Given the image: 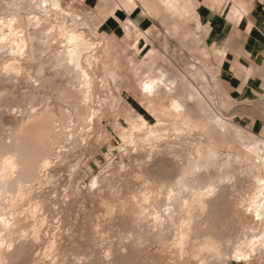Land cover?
<instances>
[{"label":"rangeland","instance_id":"1","mask_svg":"<svg viewBox=\"0 0 264 264\" xmlns=\"http://www.w3.org/2000/svg\"><path fill=\"white\" fill-rule=\"evenodd\" d=\"M139 1L140 3H138ZM148 1L149 2H147V0H135V3L126 4L125 0H59L61 8L64 11H62L61 14L45 10L43 12V10L35 8L31 11L26 8L20 10V13H22L21 15H24L23 18L28 20L31 19L30 28L34 27V17L39 18L47 27L43 29L45 26H41V31L38 30V33H35V38L41 37V39L38 38L39 41L35 39L34 43L35 48L38 49L37 54L41 52V49H46V53H43L44 50L41 52L42 54H38L39 56L35 54L34 61L32 59L28 63H24V60H20L22 65H24L20 76L16 79L11 78V80H5L0 83V112L2 113H0V132H5L4 134H6V131H8L7 129H9V124L11 123L10 116L12 118V116L18 114L20 110L24 111L31 105L34 106V108H39L40 105L42 107L47 104L54 110H57L59 107L60 109L66 107L64 109L69 110V108L65 106L66 103L56 100V90L54 92L53 89L56 88L54 87L55 84H53V86L51 85L52 87L46 86L47 88L39 86L40 88L36 90V94H38L39 97L36 95L37 98L34 100L37 103L32 101L29 105V103L24 102L25 98L22 99L21 96L19 97L22 92L24 94L26 90L30 89L26 74L30 76V81L38 79V77H35L37 74L33 67L36 68L39 62H45L43 64V75L51 76V74H54L55 68L53 66L52 68L49 67L50 64L47 63V60L50 56L48 53H52V50L61 48L62 42H57L61 38L59 33V26H61V23L73 26L75 29L78 28V31H82L86 39H89L93 43H95V41L98 42V48L95 51L97 62H93L95 66L93 64L91 65L93 69L90 68L92 69V75L95 85L97 86L96 95L98 96V101L94 99V102H91L90 105L95 106V108H93L96 111L98 110L97 112L99 115L93 118L96 119L90 122L89 128L88 126L85 128L88 135L85 134L84 139L82 141L80 140L79 144L78 142L73 144V148L71 146L68 150L69 154L68 151L63 155L61 154L64 156L62 159H65L64 161L60 162L59 158H55V155L51 157L52 163L49 168L47 170H41L39 172V178L35 180L38 184L33 182L36 185H32V187L34 186L31 194L32 200L29 202L26 201V204L23 203L21 207H19L20 211L16 209L18 216L22 218L23 229L20 231V234L18 232L14 234L19 235L20 240L30 238L34 239L36 243V246L30 250V253L28 252L29 257L20 259L15 262L16 264H140L141 261L142 263L144 262L143 264H147V262L150 264L153 260L154 262L151 264H174L176 259L168 252L171 246L169 244L172 243L173 238L170 232L164 231L165 238L167 239L164 244H160L157 241L158 244H160L158 245L156 244V240L153 239L144 241V244L138 241L137 234L139 228L142 229V222L137 217L138 214L134 203V201L136 202V198L133 200L132 197L142 185V181L136 179L134 174L138 172V166L136 165L139 164L140 161L143 163L145 159H147V152L145 148L140 150L137 147L136 149L132 144H125L123 142L121 133L119 132L120 122H124L123 119H136L138 114L142 115L147 122L151 124L156 122L159 118H163L166 122H170L169 117L164 116L163 112L171 107V103H173L177 95L180 99L186 101V104H189L187 106L193 110V112H201L199 110L202 104L201 102H210L208 98L210 93L217 91L219 92V100L217 104L211 105L212 112L216 116L223 118L224 121L240 128L241 134H245L246 141H252V139H257V137L264 138V96L254 95L253 97H249L241 95L235 97L233 93L229 92V88L219 79L218 75V68L221 61L224 58H228L236 47L241 48L242 43L245 41L244 35L241 34L243 24L238 26L237 23L233 21L238 19L237 17L240 15V12L244 11V2L242 0H233L234 4L231 5V0H221L222 2L218 5V0H194L192 5L188 4L187 11L181 10V12L179 10H166L158 0ZM255 1L256 0H247V9L249 5L253 4ZM2 2L5 3V0H2ZM180 2H182V0H180ZM45 3L46 2H43L41 4L44 6ZM139 4L142 7L148 4H150V6L152 5L151 10L148 5V17L146 14H139L137 11L140 10L141 7ZM159 7L161 9L164 8L162 9L164 13ZM238 9L242 11L239 12ZM155 10L157 12H155ZM150 12L153 13L150 14ZM70 13H72L71 16L74 14V18L75 15H77L75 19L78 22H82L81 25H79L80 23H77L76 26L72 25L73 22L71 23V21L73 20L70 17ZM93 20L95 23H98L95 24ZM225 21H231L233 25H225ZM84 23L86 25H83ZM56 28L58 29V34L56 33L57 30L54 32ZM93 28L96 29L93 30ZM47 33L50 35L52 34L53 36H51L53 38L49 34L47 35ZM55 33L57 35H55ZM138 33L144 35L147 46L152 49L149 53H146V49L143 51L137 49L136 39ZM43 35L47 38L49 37V39H51L50 42L56 41L57 43L54 44L55 46L52 44L50 46L51 48L46 45H41L43 46L41 47L39 42L44 41L43 39H45V37ZM56 36L59 40L56 39ZM104 39H106L110 45L107 54H104L103 50L100 48V46L102 47L105 43ZM36 41L39 44V48H37ZM7 47H9V45ZM7 47L3 50L7 49ZM247 47L248 45H246V48ZM218 49L224 53L222 58L215 55ZM7 51L8 49L0 56V74L3 72L1 75H8V71H3L5 65L2 64H6V61L11 60L10 56H8L10 55L8 54L9 51ZM95 58L93 60H95ZM45 64L49 65H46L49 69L44 67ZM136 70L142 72L143 80L157 79V85L162 89L159 94L161 96L164 94L163 100L159 98L149 100L140 93L141 87L139 83H137L139 81H136L138 80L137 76H135ZM107 71L114 72L116 76H114V78H109V74L107 76ZM100 72L106 74L100 75ZM200 75L205 79H202ZM31 77H33V79ZM55 77H52V79L54 78L53 83L57 82L56 86L61 85L62 82L64 84L66 83L65 77L60 78L58 76L59 79L57 76ZM63 79L65 81H63ZM111 80H113L112 83L114 85L110 82ZM169 80H175L173 83L175 84L174 87ZM180 81H183L187 88L185 86L182 87ZM223 85L228 89V92ZM48 88L50 89L48 90ZM172 89L175 90L171 91ZM181 90H183L182 95H180ZM190 91L198 93V103H196L198 105L190 102L188 99L190 97ZM111 94L114 99H111ZM199 94H201V96ZM5 96H7L6 99L3 98ZM17 96L19 97V101H17ZM42 101L44 103L43 105ZM33 103L36 105H33ZM147 104L151 105V110H147ZM89 118L90 116L88 119ZM126 128V136L129 139V129L127 126ZM78 130L76 131L78 132ZM171 131H169V133H171ZM132 136L136 138V132H133ZM169 138L171 139L172 137ZM218 138L216 147L219 152L234 154L238 150H241V144L235 140L232 131L228 133L220 131ZM64 144L65 143H60L59 145L62 147L56 145L55 148L57 149L58 147V150H64ZM181 153L182 152L179 154ZM77 161H79L80 165L78 170L73 173V165ZM245 162L243 165H234L236 169H234V171H240L239 169L247 167L249 160ZM47 172L52 176L50 179L45 175ZM94 176L96 177V185L92 184V180L95 179ZM237 178L238 175L236 174L235 179ZM248 180L247 178L237 179V189L235 187L237 195L230 196L227 210L221 217L224 221V225L226 224L225 226L223 225V228L236 231L235 234H239L238 236L243 235L239 232L241 230H243L244 234H249L252 229L264 228V223H254L251 220L250 216L246 214L244 207L237 208L235 205L237 202L236 198L242 194L241 190L247 189L245 191H248V193L252 190V185H250L252 180L250 178ZM244 183L246 185H244ZM240 187L243 188L240 189ZM35 200L41 202V204L38 207V209H40L37 210V214L33 217L30 215L29 208L32 201ZM124 202L127 205L124 204ZM112 203L113 207H110ZM126 207H128L127 211ZM111 208H113V211H111L113 213H107ZM121 208H123V210ZM232 208H234V211ZM106 209L109 210L107 211ZM28 215L30 218H27ZM35 221L40 224L37 235L33 234L31 230ZM130 226H132V228ZM128 227L131 229H127ZM243 227L247 229H243ZM136 228L138 230H135ZM132 229H134L133 231L135 232H133ZM131 242L134 245H131ZM51 243L53 245H50ZM134 246L137 249H135ZM162 247L164 248L160 251ZM230 248L231 247L228 249L230 250ZM122 253L124 254L122 255ZM149 253L152 254L150 255ZM129 254L131 256L133 255V259H136L137 262H135L136 260L132 262L133 259L129 260V257H131ZM154 255L157 260L156 258L154 259ZM141 256L144 257L142 258ZM149 256H153V259L151 260L152 257L149 259ZM138 258L143 260H139ZM183 260L185 262H182ZM180 263L194 264V261L189 257H184L181 259ZM213 264H264V256L261 255L259 258H254L251 262L227 260L223 263L221 261H214Z\"/></svg>","mask_w":264,"mask_h":264},{"label":"bare ground","instance_id":"2","mask_svg":"<svg viewBox=\"0 0 264 264\" xmlns=\"http://www.w3.org/2000/svg\"><path fill=\"white\" fill-rule=\"evenodd\" d=\"M134 1L135 0H125L126 4L135 3ZM158 1L164 8H166V10L187 11L188 4L192 5L194 0H182V2H180V0ZM43 2H46L44 6L41 4ZM147 2L149 1L147 0ZM138 3H140V1ZM148 5L150 6V4ZM148 5L143 7L140 5V10H137L139 14H146L147 16ZM151 7L152 5L149 8L150 10ZM24 8L30 11L35 8L38 10H43V12L45 10L60 14L63 11L59 0H5V3L0 0V56H2V54L8 49V54H10L8 56L11 58V60H9L10 62L6 61V64L2 63L5 65L4 68H6L4 69L2 67L3 71H8V75H1L3 73L2 72L0 74V83L5 80H11V78L16 79L20 76L21 71L24 68V65H22L20 60H24V63H28L32 59L34 61L35 54L40 55V53L44 50L45 51L43 53H46V49L42 50L40 48L41 52L37 54L38 49H36L34 45L35 39H38V36L40 35L39 34L37 36L38 38H35V33H38V30L41 31V26L45 25L39 20V18L34 17V27L30 28L31 19L28 20L23 18L24 15L22 16V13H20V10H24ZM155 12L157 11L155 10ZM152 13L153 12H150V14ZM240 14L242 13L240 12ZM71 15L72 13H70V17L73 20L71 21V23L73 22L72 25L76 26L77 23H80L79 25H81L82 22H78L75 19L77 15H75V18L73 17L74 14L73 16ZM83 25L86 24L84 23ZM46 28L47 27L45 26L43 29ZM95 29L93 28V30ZM55 31L57 33L58 29L56 28L54 32ZM56 33L55 35L58 34ZM59 33L61 38L59 40L56 36V39L59 40L57 42H62V44L58 43L61 44V48L52 50V53H48L50 54L49 58L46 55L48 58L47 63L50 64V66L48 64H45L44 66L45 68L48 66L52 68L53 66L55 68L53 74L54 76L52 74L51 76L43 75V64L45 62H39L36 65V68L33 67V69H35V73L37 74L35 77H38V79L35 80L33 77H31L33 79V81H31L36 83H32L29 78L30 76L26 74L30 89H25L26 91L24 94L22 92V94L18 95L19 97L21 96L22 99L25 98L27 101L24 100V102H27L30 105V102H35L34 100L37 98L36 95L38 96V94H36V90L40 88L39 86H43L42 88H47L48 86L52 87L53 84H55L54 87L56 88L53 89L54 92L56 90V100L58 102L62 101L66 103L65 106H67L69 110H65L64 108L66 107L62 109L59 107L57 110H54L49 107L50 105H43L44 103L42 101V107L40 105L39 108H34V106L31 105L24 111L20 110L21 112L19 111L18 114L14 113L15 115H13L12 118L10 116L11 123L9 124L10 127L7 129L8 131H6V134H4L5 132H0L1 264H16L15 262L19 261L20 259L29 257L28 252L30 253V250L36 246V243L34 239L30 238L20 240L19 235L14 234L15 232L20 234V231L23 229L22 218L18 216L17 211L18 209L20 211L19 207H21L23 203L32 200L31 194L33 191L32 188L34 187H32L34 184L33 182H36L35 180L39 178V172L41 170H47L49 168L50 164L52 163L51 157L55 155V158H59L60 162L64 161L65 159L62 160L64 157L62 155L65 154V152L68 151L73 144H76L77 142L79 144V141L84 139L85 134H87L85 128L87 126L89 128L91 124L90 122L96 119L93 118L98 117L99 115L97 112L98 110L96 111L94 109L95 106L90 105L91 102H94V99L97 100L98 98L96 95L97 86L95 85L94 77L92 75L93 68L91 67L97 58H95V51L98 48V42L95 41V44L89 39H86L82 31H78V28L75 29L73 26L67 25L65 23H61V26H59ZM48 34L49 33H47V35ZM43 36L45 37V35ZM39 39H41V37ZM43 40L44 41L39 42L40 46L46 45L50 47L52 44L54 45L57 43L56 41L50 42L51 39H49V37H45ZM136 40V46L138 50L143 51L146 49V53L152 51V49L147 46L146 39L142 33H138ZM104 41V45H102V47L100 46V48L103 50L104 54H107L110 45L106 39H104ZM39 44L37 43V48H39ZM8 45L9 47H7ZM5 47H7V49L3 50ZM93 57L95 60H93ZM46 65L48 66L46 67ZM93 65L95 66V63ZM138 70L135 71V76H137L138 80L136 81H139L137 83H139V86L141 87L140 93L149 100H154L155 98L162 99L164 94H162V96L159 94L162 89L159 87V85H157V79L143 80L142 72ZM35 73L33 72L34 75ZM101 74L102 73L100 72V75ZM55 76H57V78L58 76L60 78L65 77L66 83L64 84L62 82L61 85L56 86L57 82L53 83L54 78L52 79V77ZM107 76L109 78H114L116 75L112 71H107ZM200 76L202 79L204 78L202 75ZM113 80L110 82L112 83ZM63 81L65 80L63 79ZM174 81L169 80L171 85L174 83ZM180 85L182 87L185 86L183 81H180ZM172 86L174 87L175 84ZM49 89L50 88H48V90ZM174 90L175 89H172L171 91ZM195 91H190V97L188 98L190 102H193L194 104L198 103V93ZM182 92L183 90H181L180 95H182ZM199 95L201 96V94ZM6 97L7 96L3 98L6 99ZM19 97L17 96V101H19ZM112 98L113 97L111 94V99ZM208 98L210 102H201V106H198L201 112H193V110L187 106L189 104H186V101L180 99L177 95V97L173 100V103H171V107L163 112L164 116L169 117L170 122H166L165 119L159 118L156 120V122L151 124L148 123L142 115L138 114L136 119H132L133 121L131 119V121L129 119H123L124 122H120L119 132L121 133L123 142L125 144H132L136 147V149L137 147L140 150L145 148L147 152V159H145V161L143 160V163L140 161L139 164L136 165L138 166V172L134 174L136 179H140L142 181V185L132 197L133 200L136 198V202L134 201L137 210L136 212L138 214L136 215L142 222V229L139 228L138 230L136 228L135 230H138V241L141 243L143 242L142 244H144V241L150 239L156 240V242L158 241L160 244H164V242L167 241L164 231H168V233L170 232L173 238L171 237L172 243L169 244L171 246L168 252L175 257L176 261L174 264H181V259L184 257H189L192 259L194 264H213L214 261H221L223 263L227 260L251 262L254 260V258H259L261 255L264 256V228L252 229L249 234L245 233L246 235L244 234L243 230H241L239 232H241L240 234L243 235L238 236L239 234H235L236 231L223 228L224 221L221 219V217L227 210V204L230 196L237 195V179L247 178L248 180L250 178L252 180L251 183L253 182L252 184L250 183V185H252V190H249V193L248 191H245L247 189L241 190L242 194L236 198L237 202L234 200L236 202L235 205L237 208L244 207L246 214L250 216L254 223H264V138L257 137V139H252V141H246L245 134H241L240 128L224 121L223 118L216 116L212 112L211 105L218 103L219 92L216 91L210 93ZM35 103H33V105H36ZM146 108L147 110H151V105L147 104ZM89 116L90 118L88 119ZM126 126L128 127L131 136H128L129 139L126 136ZM76 130H78V132ZM169 131H171V133H169ZM220 131L227 133L232 131L235 140L241 144V150H238L234 154L219 152L216 147V142L217 139H219L218 135ZM133 132H136V138L132 136ZM169 137L172 138L170 139ZM60 143H65L64 150H58V147L57 149L55 148L56 145L61 146L59 145ZM180 152L182 153L179 154ZM247 160H249L247 167L244 169L238 168L240 171H234V165H243V163ZM79 165V161L73 165V173L78 170ZM236 174L238 175L237 179H235ZM45 175L48 179L52 177L50 174H48V172ZM108 180L107 183L109 182ZM92 181V184H95L96 177ZM245 183L244 185H246ZM36 184L38 183L36 182ZM241 188L243 187H240V189ZM40 204L41 202L39 201H32L29 208V212L31 213L30 215L34 217V215L37 214L36 212L40 209H38ZM124 204L126 203L124 202ZM110 207H113V203ZM126 208L125 209L127 211L128 207ZM234 208H232V210ZM112 209L113 208H111V210H109L107 213L110 214V212L113 211ZM121 209L123 210V208ZM27 218H30L29 215ZM32 226L33 227L31 230L33 234L37 235L40 224L35 221ZM130 227L132 228V226ZM130 227L127 229L130 230ZM245 228L243 227V229ZM133 230L134 229H132V231ZM158 242L156 244H158ZM50 245L53 244L51 243ZM131 245L134 244L131 242ZM229 247H231L230 250L228 249ZM163 248L164 247H162L160 251H162ZM123 254L124 253H122V255ZM155 255L154 259L157 257V255L156 257ZM131 257H129V260H132L134 256L132 258ZM151 257L149 256V259L151 258L152 260L153 256ZM134 260L136 259H133L132 262H134ZM135 262H137V260ZM152 262H154V260ZM182 262L185 261L183 260ZM148 263L149 262H147V264Z\"/></svg>","mask_w":264,"mask_h":264},{"label":"crops","instance_id":"3","mask_svg":"<svg viewBox=\"0 0 264 264\" xmlns=\"http://www.w3.org/2000/svg\"><path fill=\"white\" fill-rule=\"evenodd\" d=\"M222 1L218 0V5ZM242 1L244 11L238 9L242 14L233 21L238 26L243 24L241 34L244 35L245 41L241 48L236 47L228 58L221 61L218 75L235 97L264 96V0H256L248 9L247 0ZM233 4L231 0V5ZM225 25H233V22L225 21ZM215 55L222 58L224 53L218 49ZM224 88L228 92L225 86Z\"/></svg>","mask_w":264,"mask_h":264}]
</instances>
